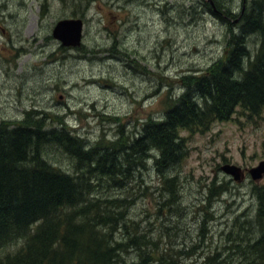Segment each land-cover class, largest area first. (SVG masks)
I'll list each match as a JSON object with an SVG mask.
<instances>
[{
	"label": "trees",
	"instance_id": "trees-1",
	"mask_svg": "<svg viewBox=\"0 0 264 264\" xmlns=\"http://www.w3.org/2000/svg\"><path fill=\"white\" fill-rule=\"evenodd\" d=\"M235 21L221 56L202 72L183 74L178 90L160 100L159 116L130 135L118 124L114 137L89 143L65 120L52 125L54 117L35 110L0 122V264H264V182L252 184V215L233 220L222 248L185 262L204 247L205 219L197 243L177 242L184 237L175 221L183 210L178 168L188 152L181 132L204 133L234 112L256 118L264 109V0L241 1ZM149 159L156 209L138 219L133 183L147 189L141 174ZM203 189L202 208L228 187L215 178Z\"/></svg>",
	"mask_w": 264,
	"mask_h": 264
},
{
	"label": "rangeland",
	"instance_id": "rangeland-1",
	"mask_svg": "<svg viewBox=\"0 0 264 264\" xmlns=\"http://www.w3.org/2000/svg\"><path fill=\"white\" fill-rule=\"evenodd\" d=\"M241 1L0 0V122L35 110L54 117L52 125L65 120L89 143L101 134L114 137L118 124L130 135L146 118L159 116L160 100L178 90L183 74L202 72L221 56L227 25L236 22ZM64 18L81 19V39L59 49L51 31ZM252 45L250 39L251 50ZM181 134L188 152L178 168L183 210L175 221L177 237H184L177 242L197 243L198 222L205 219L204 247L188 252L185 260L200 262L203 251L222 248L224 230L237 216L252 215L251 187L264 176L253 181L247 170L263 159L264 109L256 118L234 112L204 133ZM50 159L67 167L57 153ZM225 163L245 170L239 181L222 172ZM146 164L141 179L147 189L133 183L138 219L156 209L152 160ZM215 178L228 189L202 208L203 185Z\"/></svg>",
	"mask_w": 264,
	"mask_h": 264
},
{
	"label": "water",
	"instance_id": "water-1",
	"mask_svg": "<svg viewBox=\"0 0 264 264\" xmlns=\"http://www.w3.org/2000/svg\"><path fill=\"white\" fill-rule=\"evenodd\" d=\"M81 19L64 18L58 20L51 31L52 36L64 46H77L81 39ZM223 173L229 174L233 180L239 181L243 174L240 168L231 163H225L220 167ZM248 174L253 181H258L264 175V159H261L256 166L250 167Z\"/></svg>",
	"mask_w": 264,
	"mask_h": 264
},
{
	"label": "flooded vegetation",
	"instance_id": "flooded-vegetation-1",
	"mask_svg": "<svg viewBox=\"0 0 264 264\" xmlns=\"http://www.w3.org/2000/svg\"><path fill=\"white\" fill-rule=\"evenodd\" d=\"M240 171H241V173L243 174V172H244L245 170L240 169Z\"/></svg>",
	"mask_w": 264,
	"mask_h": 264
}]
</instances>
